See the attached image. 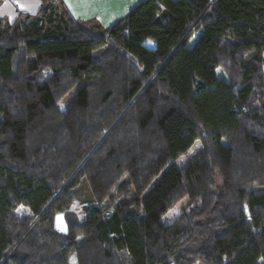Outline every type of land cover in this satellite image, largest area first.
<instances>
[{
	"label": "trees",
	"instance_id": "1",
	"mask_svg": "<svg viewBox=\"0 0 264 264\" xmlns=\"http://www.w3.org/2000/svg\"><path fill=\"white\" fill-rule=\"evenodd\" d=\"M40 1L0 23V264H264V0H144L108 28ZM84 177L125 201L80 219Z\"/></svg>",
	"mask_w": 264,
	"mask_h": 264
},
{
	"label": "rangeland",
	"instance_id": "2",
	"mask_svg": "<svg viewBox=\"0 0 264 264\" xmlns=\"http://www.w3.org/2000/svg\"><path fill=\"white\" fill-rule=\"evenodd\" d=\"M20 4H31L34 5V11L29 12L22 10V8L19 6ZM41 8V1L40 0H0V12L3 14H0V23L3 24L4 26H7L11 23L14 22L15 20L22 18L24 15L22 13H28V14H36L39 12ZM61 9V8H60ZM13 16L14 19L9 21V16ZM200 36L197 32L192 36V38L189 41V44H193L195 39H197ZM219 75L221 77L225 76V73L223 69L220 68L218 71ZM61 109H64V105H60ZM202 148V142L201 140H196L195 143L192 145V147L183 155L179 156L174 160V164L176 165H183L186 163L189 159H191L200 149ZM160 177L156 180L159 181ZM74 195H75V201L73 202L72 206L70 207V210L80 218L83 219L86 215L87 210L92 209V208H105L108 207L107 209V215H110L113 213L116 207L121 205L124 201L125 198L120 197L117 201H104L102 203H99L96 201L95 196L93 195L91 188L89 186V179L87 177L82 178L81 182L77 187L74 189ZM135 195V192L133 191L131 198ZM188 198H184L183 200L179 201L176 205H174L168 213L163 217L162 221L165 225H171L175 219L181 214L184 206L187 204ZM110 203V205H109ZM134 206H132L130 209V212L134 211ZM16 213L18 216H24V215H31V211L29 210L28 207L26 206H19L18 209L16 210ZM62 216V219L60 221L56 220V229L65 232V230H61V228H66L67 230V225L65 221L64 215H59ZM59 224V227H58ZM71 262L76 263V257L72 256L71 257Z\"/></svg>",
	"mask_w": 264,
	"mask_h": 264
},
{
	"label": "crops",
	"instance_id": "3",
	"mask_svg": "<svg viewBox=\"0 0 264 264\" xmlns=\"http://www.w3.org/2000/svg\"><path fill=\"white\" fill-rule=\"evenodd\" d=\"M142 1L144 0H67L66 3L64 0L75 18L103 28L114 25Z\"/></svg>",
	"mask_w": 264,
	"mask_h": 264
},
{
	"label": "snow or ice",
	"instance_id": "4",
	"mask_svg": "<svg viewBox=\"0 0 264 264\" xmlns=\"http://www.w3.org/2000/svg\"><path fill=\"white\" fill-rule=\"evenodd\" d=\"M66 3H67V0H66ZM19 6L22 8V10L29 11V12L34 11V7H35L34 5H31V4H27V5L20 4ZM69 7H72V5L69 4ZM0 14H3V13L0 12ZM12 19H14V17L10 15L9 16V21L11 22ZM21 207H23V206H21ZM61 219H62V216H58L57 217L58 221H60ZM58 227H59V224H58ZM61 230H65L66 231V228H61Z\"/></svg>",
	"mask_w": 264,
	"mask_h": 264
}]
</instances>
